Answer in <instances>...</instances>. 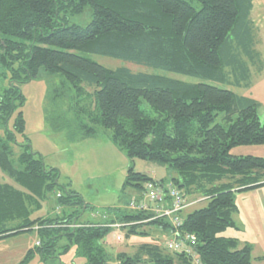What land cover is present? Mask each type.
Instances as JSON below:
<instances>
[{
	"label": "trees",
	"instance_id": "trees-1",
	"mask_svg": "<svg viewBox=\"0 0 264 264\" xmlns=\"http://www.w3.org/2000/svg\"><path fill=\"white\" fill-rule=\"evenodd\" d=\"M253 0H0V169L22 189L0 183V240L35 233L37 251L53 257L57 239L74 242L85 264H110L104 238L119 225L124 235H145L158 225L169 235L194 236L191 250L200 264H251V245L222 236L237 228L236 194L264 188V157L235 156L233 147L264 144L260 103L219 85L247 86L258 55L250 18ZM92 9L84 27L68 17ZM100 55L156 71L200 80L186 82L166 74L106 68L90 58ZM60 75L47 97L45 120L68 142L109 139L132 161H158L175 172L168 183L187 201L206 204L182 218L175 230L147 210L108 207L82 218L91 208L81 194L60 182L23 134L20 84L40 70ZM2 83V82H1ZM15 114L12 129L8 121ZM148 182L165 185L127 168L123 189L144 191ZM54 194V213H30ZM174 231V232H173ZM170 237V238H171ZM116 241V240H115ZM37 242V243H36ZM114 264H194L190 253L154 243L119 251Z\"/></svg>",
	"mask_w": 264,
	"mask_h": 264
},
{
	"label": "rangeland",
	"instance_id": "rangeland-1",
	"mask_svg": "<svg viewBox=\"0 0 264 264\" xmlns=\"http://www.w3.org/2000/svg\"><path fill=\"white\" fill-rule=\"evenodd\" d=\"M253 10L250 18L255 29L254 50L258 52L255 64L249 58L246 59L249 68L247 86L219 85L233 92L255 99L260 103L258 117L264 119V0H253ZM92 18V9L87 6L82 13L68 17V24L84 27ZM90 58L106 68L125 66L134 72L142 71L148 73L166 74L171 78L186 82H199L200 80L175 74L156 71L144 66L124 62L119 59L90 55ZM60 75H50L40 70L37 78L20 84L23 96L21 107L24 118L23 134L16 133L15 140L18 144L24 142V137L29 140L31 150L43 158L47 167L56 168L60 172V182L66 184L70 181V187L78 191L84 201L90 204L83 217L100 215L102 210L108 207L128 209L127 204L139 200L141 193L133 187L123 189L127 168L131 165L133 171L148 175L157 181L168 182L175 172L158 161H149L134 158L130 161L109 139L110 132L102 130L97 138L85 139L76 142H68L64 132H53L45 120V108L49 91L61 80ZM2 82V83H1ZM7 81H1L0 88ZM15 114L8 121V129H12ZM230 154L237 156L264 157L263 145H243L233 147ZM0 183H9L18 189H22L13 179L3 173L0 169ZM238 208L244 212L240 214V221L246 227L228 228L221 232L222 236L237 238L241 243L251 245V264H264V219L260 222L257 205L246 198V192L237 193ZM263 199H261L262 201ZM187 201V200H186ZM190 203L180 215L187 216L190 212L204 206L203 200L187 201ZM194 202V203H193ZM263 203V202H262ZM55 197L50 194L49 198L41 202L38 208L31 211V218H46L55 212L60 213V208L54 211ZM245 215V216H244ZM247 218V222H246ZM168 221V219H167ZM145 235L129 234L119 231L123 236L121 241H115L111 230L106 235L105 251L110 255V264H114V256L119 251L131 253L138 245L143 243H154L165 246V242L171 239L168 228L158 225H149L144 228ZM37 239L36 234H20L0 240L2 252L6 258L0 264H15L22 260L27 248L33 247ZM3 241V242H1ZM53 257L43 259L40 253L35 251L23 264H85V258L77 253L76 245L70 242L66 236L57 239Z\"/></svg>",
	"mask_w": 264,
	"mask_h": 264
},
{
	"label": "built area",
	"instance_id": "built-area-1",
	"mask_svg": "<svg viewBox=\"0 0 264 264\" xmlns=\"http://www.w3.org/2000/svg\"><path fill=\"white\" fill-rule=\"evenodd\" d=\"M188 205H190V203L185 200L181 191L168 182L164 186L156 184L155 182H148L145 185L144 191L141 193L140 199L134 200L128 204L133 210L151 211L155 213L156 216L168 219L173 230H175V228L177 229L181 224L182 217L180 213ZM112 226L113 228L115 227V231L113 232L114 239L116 241H121L123 236L119 233V225L113 224ZM171 235V239L165 242L164 247L172 251L190 253L193 257L194 264H200L195 253L191 250V244H193L195 240L194 236L187 234L183 238L176 230Z\"/></svg>",
	"mask_w": 264,
	"mask_h": 264
},
{
	"label": "crops",
	"instance_id": "crops-1",
	"mask_svg": "<svg viewBox=\"0 0 264 264\" xmlns=\"http://www.w3.org/2000/svg\"><path fill=\"white\" fill-rule=\"evenodd\" d=\"M252 5H253V3H252ZM252 10H253V7H252ZM252 10H251V12H252ZM251 15V14H250ZM244 196H246V198H248V199H250V200H252L255 204V207H256V205H257V212H258V214H259V216H260V222H261V220H263L264 219V188H259V189H255V190H251V191H247L246 192V195H244ZM261 199H263L262 201H261ZM235 200H237V195H236V199ZM263 202V203H262ZM236 203L238 204V202L236 201ZM238 206V205H237ZM240 214H244V212L243 211H241L240 212V210H239V208H238V211H237V213H235V215L233 216V219H234V222H235V224H236V227L237 228H235V229H238V228H243L244 229V227H246L245 226V224L242 222L241 223V221H240ZM245 216V215H244ZM90 218V217H89ZM246 222H247V218H246ZM106 238V237H105ZM104 238V243H106L107 241H106V239ZM1 242H3V241H1ZM1 244V243H0ZM29 248H27V250H28ZM26 250V251H27ZM253 250V249H252ZM252 250H251V252H252ZM261 257H264V255H262V256H260V258ZM6 258V254L5 253H3L2 252V247H0V261L1 260H3V259H5ZM21 261V260H20ZM18 263V262H17ZM17 263H15V264H17Z\"/></svg>",
	"mask_w": 264,
	"mask_h": 264
}]
</instances>
